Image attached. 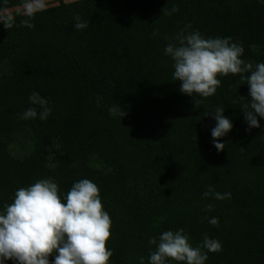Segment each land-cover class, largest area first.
<instances>
[{
    "label": "trees",
    "instance_id": "obj_1",
    "mask_svg": "<svg viewBox=\"0 0 264 264\" xmlns=\"http://www.w3.org/2000/svg\"><path fill=\"white\" fill-rule=\"evenodd\" d=\"M19 6L0 0V11ZM13 16L12 28L0 23V214L38 180L57 183L66 202L89 179L111 219L109 264H149V240L180 229L193 247L205 235L221 243L205 264H264V118L249 130L241 108L249 85L229 74L210 97L181 93L164 51L198 31L231 37L242 60L264 63V0L61 2L38 12L32 28L21 11ZM33 92L48 101L45 120ZM113 106L125 115H110ZM33 107L36 118H20ZM218 107L233 124L219 138L223 151L211 136ZM209 186L231 198L205 197Z\"/></svg>",
    "mask_w": 264,
    "mask_h": 264
},
{
    "label": "clouds",
    "instance_id": "obj_2",
    "mask_svg": "<svg viewBox=\"0 0 264 264\" xmlns=\"http://www.w3.org/2000/svg\"><path fill=\"white\" fill-rule=\"evenodd\" d=\"M46 8V0H23L22 15L25 18L21 20V25L34 27L31 21ZM75 19L78 30L87 27V22H82L79 16ZM0 23L8 30L15 23L14 16L0 11ZM176 39L178 46L168 44L164 51L174 61L173 81L180 82V92L207 98L221 86L218 76L240 74L249 85L250 103L241 107L245 120L249 130L259 128L257 117L264 118V63L254 67L242 60L244 48L232 43L231 37L205 39L197 31L187 35L181 33ZM246 73L250 75H244ZM28 99L41 107L39 118L47 119L51 112L47 107L48 101L36 92ZM195 105L198 107V103ZM223 112L224 108L220 107L213 111L216 125L211 130V136L217 151L225 149L219 138L233 127ZM109 113L125 115L116 106L110 108ZM37 115L33 107L28 108L20 118L34 119ZM203 195H214L218 200L231 198V193L215 192L211 186ZM65 200L62 202L58 185L51 179H41L28 187L19 188L13 202L5 205L3 214H0V264L6 260L16 264H109L113 253L106 245L111 236V219L104 210L98 186L89 179L79 180L67 192ZM211 209L212 205L206 206V210ZM209 222L218 224L217 218ZM149 243L156 245L150 253L149 264H168L169 261L205 264L207 252L222 250L221 243L207 235L201 246L193 247L183 229L164 231L158 241L153 237ZM53 255L54 260L50 261L49 257ZM140 264H144L143 257Z\"/></svg>",
    "mask_w": 264,
    "mask_h": 264
},
{
    "label": "rangeland",
    "instance_id": "obj_3",
    "mask_svg": "<svg viewBox=\"0 0 264 264\" xmlns=\"http://www.w3.org/2000/svg\"><path fill=\"white\" fill-rule=\"evenodd\" d=\"M74 1H78V0H46V4H47V8H48V7H53L55 5H58L61 2L71 3V2H74ZM4 11H7L8 13L13 15V13L15 11H21L22 12L23 11V6H19V7L12 8V9H7V10H4Z\"/></svg>",
    "mask_w": 264,
    "mask_h": 264
}]
</instances>
